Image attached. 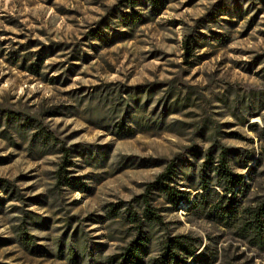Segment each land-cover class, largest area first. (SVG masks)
Wrapping results in <instances>:
<instances>
[{
  "label": "rangeland",
  "instance_id": "obj_1",
  "mask_svg": "<svg viewBox=\"0 0 264 264\" xmlns=\"http://www.w3.org/2000/svg\"><path fill=\"white\" fill-rule=\"evenodd\" d=\"M150 4L0 0V116L29 113L59 142L74 145L73 174L88 186L55 188L61 144L0 118V178L20 197L0 205V264H69L59 241L69 243L77 226V249L83 252L88 239L113 252L118 242L107 239L109 222L99 216L141 194L173 160L193 200L197 191L187 186L215 141L241 149L231 161L237 173L248 176L240 163L259 158L253 192L264 190V0H166L159 14ZM117 91L130 103V120L120 129L121 114L102 118L105 95ZM54 106L58 114L44 113ZM130 126L132 136H117ZM14 205L48 218V226L31 229L39 253L22 246ZM187 207L162 212L167 227L151 228L152 255L165 233H193L205 244L208 233L222 231ZM220 241L230 244L229 234ZM241 249L249 259L240 264H264V253L252 262L257 252Z\"/></svg>",
  "mask_w": 264,
  "mask_h": 264
},
{
  "label": "trees",
  "instance_id": "obj_2",
  "mask_svg": "<svg viewBox=\"0 0 264 264\" xmlns=\"http://www.w3.org/2000/svg\"><path fill=\"white\" fill-rule=\"evenodd\" d=\"M150 5L159 14L160 10L166 6V0H151ZM129 14L123 12L122 16H129ZM192 40L185 42L188 52ZM148 91L147 95L149 93L153 95L154 88ZM105 97L108 100L105 104L109 102V106L107 115H102V118L121 114L119 116L122 121L117 126L119 129L120 126H127L130 120L128 117L130 103L126 95L117 91L116 94L110 92ZM56 108L57 106L51 107L44 113L47 112L51 116L58 114L59 111ZM0 118L9 122L17 120L21 131H32L33 137L40 136L47 141L55 140L61 144L63 157L54 173L55 188H77L82 191L88 189L85 182L72 171L74 145L68 146L64 142H59L53 131L47 129L37 117L29 113L2 110ZM102 118L100 119L104 120ZM134 129L130 126L127 133H118L117 136L122 138L132 136ZM259 130L264 134V129ZM6 131L4 129L2 132ZM240 153L239 148L218 145L215 141L206 150L200 168L196 169L194 179L190 186H187L197 191L193 200H191V191L182 189L186 186L182 185L179 179L181 177L178 175L177 161H171L154 180L144 183L141 194L130 201L112 203L106 211L107 214L99 216L101 221L98 222H109L110 232L107 239L118 242L113 252L107 253L109 246L106 243L88 239L85 241L83 252L77 249L72 243L76 241L75 236L79 234L80 227L77 226L73 234L69 236V243L68 239L59 241L60 258H68L69 264H82L84 260L86 264H240L243 258L249 259L245 251H242V247H247L249 252H257L251 257L252 262L256 258H261V254L264 253V190L253 192L261 161L259 158L247 157L240 164L243 168L249 169L248 176L237 173L233 170L231 161L232 157ZM253 161L255 163L250 165ZM260 175H264V170ZM0 190L5 193V197L0 195L1 206L8 201L20 199L17 194L18 187L12 186L9 179L0 178ZM159 199L168 205L166 207L157 205L156 202ZM183 202L188 203L187 210L190 214L222 227V231L216 235L208 233L205 244L202 237L193 233H165L157 243L156 254L152 255L151 228L157 226L165 232L167 223L162 212L170 209L177 211ZM13 208L20 213L17 216L19 220L17 231L22 246L32 253H37L35 249L42 246L38 244V236L33 234L31 229L48 226V218L24 209L20 205H14ZM116 222L122 226L115 227ZM226 234H229L231 242L220 246V240Z\"/></svg>",
  "mask_w": 264,
  "mask_h": 264
}]
</instances>
